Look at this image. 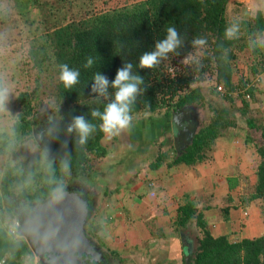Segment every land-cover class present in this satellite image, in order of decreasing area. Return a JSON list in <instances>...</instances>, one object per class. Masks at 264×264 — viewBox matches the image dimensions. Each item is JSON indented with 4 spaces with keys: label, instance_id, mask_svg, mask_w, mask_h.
Returning a JSON list of instances; mask_svg holds the SVG:
<instances>
[{
    "label": "trees",
    "instance_id": "obj_1",
    "mask_svg": "<svg viewBox=\"0 0 264 264\" xmlns=\"http://www.w3.org/2000/svg\"><path fill=\"white\" fill-rule=\"evenodd\" d=\"M15 2L24 10L38 0ZM231 2L141 0L73 18L55 28L48 27L39 35L40 26H37V35L23 46V49L27 48L23 51L26 56L23 64L29 72H35L36 88L18 96L20 112L11 134L2 132L0 126V156L8 154L19 160L15 165L6 166L2 178L5 195H18L25 204L32 206L42 203L63 191L71 177L91 173L93 160L109 155V149L104 145L106 133L101 129L102 120L99 116L93 117L92 112L103 113L107 104L114 101L116 89L112 87V81L120 68L131 63L133 75L143 79L140 92L130 106L132 119L149 114L152 120L157 119L156 116L168 120L187 105L206 107L209 104L205 85H211L210 98L221 100L222 108L209 106L214 114L211 121L200 129L191 145L175 156L172 161L175 164L193 166L205 161L207 151L213 149L218 138L228 135L226 130L230 128L258 131L260 137L256 144L261 162L251 199L261 201L264 221V123L252 110L254 95L260 85L259 82L251 85L255 80L253 75L241 72L238 67L240 54H245L248 61L255 58L253 72L261 71V60L257 58H264V11H258L249 20H231L227 16ZM1 23L0 17V26ZM169 27L177 30L179 46L166 58H161L156 67L140 68V57L155 50L156 44L167 37ZM229 28L235 32L231 39L226 36ZM197 39L205 43L197 45ZM89 59L93 63L86 66ZM65 64L80 73L79 82L72 88H66L59 79L61 66ZM49 71L54 72L55 77L49 96L55 109L49 111L54 114L59 111L60 116L53 130L52 146L48 151L41 147L38 156L21 159L20 144L38 142L35 133L44 122L41 118L49 114L46 111L40 113V118L37 110L45 100L39 93L43 86L42 76ZM96 73L109 81L104 95L92 91ZM3 89L0 78V92ZM238 100L241 106H238ZM79 116L93 125L84 144L79 142L76 130L68 131L74 118ZM239 118L244 123L240 124ZM165 157V153L158 155L152 168L160 167ZM2 215L8 228L17 219L9 208L4 209ZM194 219L202 229V236L190 264H264V236L240 242H231L227 236L216 238L207 230L203 214L197 212L193 203L180 209L179 226L184 227Z\"/></svg>",
    "mask_w": 264,
    "mask_h": 264
},
{
    "label": "crops",
    "instance_id": "obj_2",
    "mask_svg": "<svg viewBox=\"0 0 264 264\" xmlns=\"http://www.w3.org/2000/svg\"><path fill=\"white\" fill-rule=\"evenodd\" d=\"M232 1L227 9L231 20H249L253 12L256 15L264 9V0ZM259 75L264 81L263 69ZM252 110L264 123V82L255 92ZM230 129L201 163L175 164L165 153L160 167L148 165L146 183L138 182L132 190H124L131 195L104 190L98 206L91 205L87 234L104 252L108 264H115L112 259L121 263V258H126L127 264H186L182 235L195 239L196 247L202 236L197 219L179 226V211L188 203L203 214L207 230L216 238L227 236L231 242H240L264 236L261 201L251 199L261 162L256 144L260 136L256 130ZM155 135L152 132V139H146L155 142ZM10 198L0 181V264H35L36 257L25 239L12 236L6 226L2 212L11 209Z\"/></svg>",
    "mask_w": 264,
    "mask_h": 264
},
{
    "label": "rangeland",
    "instance_id": "obj_3",
    "mask_svg": "<svg viewBox=\"0 0 264 264\" xmlns=\"http://www.w3.org/2000/svg\"><path fill=\"white\" fill-rule=\"evenodd\" d=\"M138 1L141 0H38L37 3L31 4V6H27V8L23 10V6L16 4L15 0H0V17L2 19L1 24H3L0 26V78L3 81L4 89L2 92L5 95L4 103L0 106V126L2 132L8 134H11L12 132L11 128L20 112V107L17 101L20 93L24 91L32 92L36 88L35 72H29L28 68L23 64L26 59L24 52L27 49H23V46L27 45L31 38H34L41 32H46L48 27L52 26L55 28L69 22L73 18L79 19L86 15L119 8L126 4H132ZM253 13V16H255V12ZM33 20L35 23H32ZM37 26H40L38 30L39 33L36 32ZM35 33L37 34L35 35ZM259 57L257 60H261V69L264 71V58L261 56ZM247 58V55L240 54L238 65L239 70L250 76L253 75L252 78L258 80L259 85L261 86L264 82L263 77L259 75V72H253L254 67L252 66L255 63V58L251 57L249 61ZM20 60L22 66L19 68ZM53 74L54 72L49 71L48 73L46 72L45 76H42L43 86L39 93L40 98L45 100L37 110H39L40 118V113L46 111L49 114L44 115L43 118H41L44 122L42 126L39 127V130L40 128H45L46 130L52 127L56 129L59 123V111L55 114L49 111L55 109L54 102L49 98L51 86L55 79ZM254 74L257 75L254 76ZM210 87L211 85H205V93L209 105L203 107L199 104L200 107H194L190 114L193 121L197 123L193 118L195 116L194 114H196L198 110L206 113L203 116L200 129L208 124L211 121V117L214 115L209 106L216 108L217 105V107L220 106V108H222L221 100L218 97H209L211 96L209 90ZM237 104L238 106H241L242 103L238 100ZM149 116V114H140L133 118L129 127L120 131L119 134H106L104 145L109 149V155L101 159L93 160L92 172H88V174L81 177H71V180H69L66 187L74 188L75 185L80 184L83 189L87 190V193L84 192L86 197L90 196V190L91 192H94L92 205L96 208L100 203L101 197H103L104 190H109L110 192L112 191L115 193L123 192L124 190L130 191L138 182L146 183V171L149 169L148 165L150 163L152 164L162 152L169 154L172 162L176 156L172 119L167 120L156 116L157 119L155 118L152 120ZM238 121L240 124L244 123L241 118H239ZM145 124V127L151 126L152 129H144L142 125ZM226 131L229 132L232 130L229 129ZM152 132L157 135L153 138L155 142L151 140L150 143L146 138L152 139ZM136 134L137 136L139 134V136L134 139L133 136ZM45 135L46 133L40 137V140L43 141V143L45 142ZM258 136H260L259 133ZM18 152L19 155L21 154L22 156L20 157L21 159H30L41 154L42 148L38 142L35 143L34 141H29L20 144ZM208 155L209 151H207V156ZM17 161L19 160L8 154L0 156V168H2L0 169V181H2V178L7 171L6 166L15 165ZM144 166L146 167L143 168ZM141 169H145L144 172H141ZM142 174L143 176H141V178L140 175ZM149 185L150 187L153 186V184ZM144 187L145 189L147 188L146 185ZM67 191L75 193V195L81 199L77 191ZM129 191H124L123 193L126 196H129L132 193ZM121 259L123 262H121L122 264L128 263L126 258ZM112 260L115 264H121L117 259ZM106 264H108V262Z\"/></svg>",
    "mask_w": 264,
    "mask_h": 264
},
{
    "label": "water",
    "instance_id": "obj_4",
    "mask_svg": "<svg viewBox=\"0 0 264 264\" xmlns=\"http://www.w3.org/2000/svg\"><path fill=\"white\" fill-rule=\"evenodd\" d=\"M194 107L200 105H187L172 115L174 144L178 154L193 143L206 114L198 110L193 117L197 121L195 123L190 116ZM35 137L39 145L47 151V147L40 140L41 135L35 133ZM11 197L16 207L10 208L20 222L19 236L25 239L40 264L107 263L99 245L87 234L90 210L86 201L67 190L33 206L25 204L18 195ZM182 240L186 250V264H190L198 248L196 240L185 234L182 235Z\"/></svg>",
    "mask_w": 264,
    "mask_h": 264
},
{
    "label": "clouds",
    "instance_id": "obj_5",
    "mask_svg": "<svg viewBox=\"0 0 264 264\" xmlns=\"http://www.w3.org/2000/svg\"><path fill=\"white\" fill-rule=\"evenodd\" d=\"M234 35L233 28L226 30V36L229 39ZM204 43L205 41L202 39L195 41L197 45H203ZM179 44L180 39L177 30L174 27L167 28V37L156 44L154 51L144 53L140 57L139 67L149 69L156 67L160 59L166 58L168 53L175 51ZM92 63V59H89L86 66H91ZM132 69L133 65L127 63L117 71L116 77L112 81V87L116 89L114 101L107 104L103 113L99 111L92 112L93 117H100L102 120L101 129L108 135L119 134L120 131L127 129L132 121L130 106L140 92L139 85L143 83L142 77L133 75ZM79 76L80 73L77 70L70 69L66 64L61 66L59 79L66 88H72L76 85L79 82ZM93 79L92 91L104 95L109 87L108 79L100 73H96ZM4 99V93L0 92V106L3 105ZM73 130L79 133V142L84 144L93 131V125L89 124L83 116H79L74 118L73 124L68 129L69 132Z\"/></svg>",
    "mask_w": 264,
    "mask_h": 264
},
{
    "label": "flooded vegetation",
    "instance_id": "obj_6",
    "mask_svg": "<svg viewBox=\"0 0 264 264\" xmlns=\"http://www.w3.org/2000/svg\"><path fill=\"white\" fill-rule=\"evenodd\" d=\"M53 130H54V127H52V128H49V129H46L45 130V128L44 129H42V128H40V130L38 129L37 131H36V133H39L41 136L44 134V133H46V135H45V137H44V143H45V146L47 145V148L49 149V147H51L52 146V144H51V138H52V136H53ZM68 187H66V188H64V190H71V191H73V192H78V194L80 195V197H81V200H83V201H86L87 202V205H88V207H89V210H90V208H91V205H92V202H93V195H94V192H91V190H90V196L89 197H86L84 194L85 193H87V190L86 189H83L81 186H80V184H78V185H75V187L74 188H71V187H69L68 189H67ZM63 190V191H64ZM86 190V191H85ZM63 191H61V192H63ZM69 192V191H68ZM85 192V193H84ZM71 193V192H70ZM75 194V193H74ZM89 195V194H88ZM12 198V197H11ZM10 198V199H11ZM92 199V200H91ZM11 201V200H10ZM9 206H11V207H16V204H15V202L14 201H11L9 204H8Z\"/></svg>",
    "mask_w": 264,
    "mask_h": 264
},
{
    "label": "built area",
    "instance_id": "obj_7",
    "mask_svg": "<svg viewBox=\"0 0 264 264\" xmlns=\"http://www.w3.org/2000/svg\"><path fill=\"white\" fill-rule=\"evenodd\" d=\"M258 82V80H254V82L251 85H255ZM221 90V89H220ZM19 229H20V222L18 219H15L13 223L9 226V233L14 237H20L19 236ZM31 262V261H30ZM30 262H23L21 264H32ZM35 264H39V260L35 259Z\"/></svg>",
    "mask_w": 264,
    "mask_h": 264
}]
</instances>
